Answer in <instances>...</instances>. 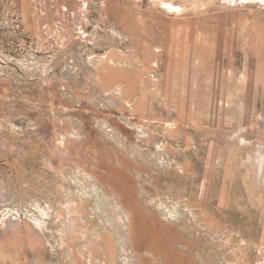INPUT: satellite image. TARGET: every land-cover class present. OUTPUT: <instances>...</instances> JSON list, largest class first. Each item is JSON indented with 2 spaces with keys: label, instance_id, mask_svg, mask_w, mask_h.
<instances>
[{
  "label": "rangeland",
  "instance_id": "1",
  "mask_svg": "<svg viewBox=\"0 0 264 264\" xmlns=\"http://www.w3.org/2000/svg\"><path fill=\"white\" fill-rule=\"evenodd\" d=\"M0 126V264H264V0H0ZM73 130L104 178L64 168Z\"/></svg>",
  "mask_w": 264,
  "mask_h": 264
},
{
  "label": "bare ground",
  "instance_id": "2",
  "mask_svg": "<svg viewBox=\"0 0 264 264\" xmlns=\"http://www.w3.org/2000/svg\"><path fill=\"white\" fill-rule=\"evenodd\" d=\"M106 31V30H105ZM97 32H99V33H102V32H104V31H102L101 30V28H99L98 30H97ZM107 32V31H106ZM111 32V31H110ZM101 35V34H100ZM103 35V34H102ZM105 36V35H104ZM40 61V60H39ZM38 61V62H39ZM56 62V61H55ZM40 64H42V63H40ZM87 66H86V76L88 75V74H91V73H95V76H98L99 78H100V81L101 82H103V83H106L107 81L106 80H111L112 79V77H117L118 78V76H119V73H117L116 71H117V68H116V61H115V59H114V57L113 56H103L102 58L100 57L99 59H94V58H92L91 57V59L89 58V61H87ZM36 65H37V63H36ZM43 65H44V63H43ZM43 65H40V67L41 66H43ZM45 66V65H44ZM34 67H36V66H34ZM47 67V66H46ZM45 67V68H46ZM38 68V67H37ZM42 68V67H41ZM36 69V68H35ZM34 69V70H35ZM40 69V68H39ZM43 69V68H42ZM49 69V66H48V68H47V70ZM37 70L38 69H36V73H37ZM41 70V69H40ZM42 71V70H41ZM44 71H45V69H44ZM127 71V70H126ZM34 72V71H33ZM39 72V71H38ZM131 72V71H130ZM43 73V72H42ZM47 73V72H46ZM126 73H128V72H126ZM125 74V73H124ZM121 75H123V73H121ZM120 77V76H119ZM133 78V77H132ZM132 78H130V79H132ZM91 79V78H90ZM96 79V78H95ZM94 79V80H95ZM114 79V78H113ZM129 79V80H130ZM57 80V79H56ZM117 80H119V79H117ZM47 81V80H46ZM98 81V80H97ZM121 81V80H120ZM122 81H123V79H122ZM126 81V80H125ZM131 81V80H130ZM111 83V82H110ZM120 83V82H119ZM133 84H136V83H134L133 82ZM132 84V85H133ZM124 85V84H123ZM122 85V86H123ZM118 86V85H117ZM6 87V86H5ZM47 88H48V86H47ZM115 88V87H114ZM134 88V87H133ZM136 88V87H135ZM113 89V88H112ZM137 89V88H136ZM132 90H134V89H132ZM99 92H101V91H99ZM129 92H130V90H129ZM102 93V92H101ZM122 93H124L123 92V89L122 88H116V89H114L113 91H112V93H110V94H108V95H110V97H108L107 99H108V101L109 102H111V103H114V104H118L119 106H121L123 109H126V106L123 104V103H119L118 102V97H120V95L122 94ZM125 94V93H124ZM135 94V93H134ZM125 97L127 96V95H124ZM131 96V95H130ZM121 97H123V95L121 96ZM125 97H123V98H125ZM127 97H129V96H127ZM130 98V97H129ZM136 99V98H135ZM120 100H122V99H120ZM134 100V99H133ZM131 100H129V102H130ZM136 102V101H135ZM134 103V102H133ZM135 104V103H134ZM127 105V104H126ZM130 105V104H129ZM132 105V104H131ZM138 106H140V105H138ZM148 106V105H147ZM144 107V103H143V106L141 105L140 106V108H143ZM149 107V106H148ZM152 107V106H151ZM131 108V107H130ZM56 109V108H55ZM84 109V108H83ZM82 109V110H83ZM127 109H129V108H127ZM137 109V108H136ZM136 109H135V111H136ZM150 109V108H149ZM148 109V110H149ZM142 111V110H141ZM150 111V110H149ZM73 111H70V113H72ZM77 112H78V110H77ZM154 112V111H153ZM64 114H66V113H64ZM74 114V113H73ZM68 115V114H67ZM66 115V116H67ZM76 115H77V113H76ZM78 115H79V113H78ZM87 115V114H86ZM54 116V115H53ZM69 116V115H68ZM55 117V116H54ZM141 118V117H140ZM13 118H10V120H12ZM55 119V118H54ZM64 119V118H63ZM133 119H135V118H133ZM9 120V121H10ZM12 121H14V119L12 120ZM65 121V120H64ZM116 121H114L113 123H115ZM65 123V122H64ZM88 123V122H87ZM131 123H138V124H140L139 122H136V121H131ZM52 124H53V122H52ZM60 124H63V123H61L60 122ZM70 124V123H69ZM79 124V123H78ZM90 124V123H89ZM88 125V124H87ZM86 125V126H87ZM91 125V124H90ZM89 125V126H90ZM115 126H117V129H120V130H122V131H124V130H127V128L125 127V126H123L122 124H120L119 122H117V123H115L114 124ZM142 125H143V123H142ZM169 125V124H168ZM64 126H66V125H64ZM71 126V125H70ZM88 126V127H89ZM143 126H145V125H143ZM1 127V126H0ZM63 127V126H62ZM57 128V127H56ZM77 126H76V130H77ZM81 128V127H80ZM80 128H78V129H80ZM60 129V128H59ZM72 129H74V128H72ZM72 131V133H65V134H63V137H62V140H61V150H62V152L60 153L59 151H57V152H59L60 153V155L64 158V160H66V161H68V162H70L69 163V165H67L68 167H64V168H70V169H72V168H75L76 166H75V163H78L82 168H84V170L85 171H87V173H92V174H95L98 178L99 177H103V175L104 174H100V173H98V172H95L94 170V168H93V166H95V165H97V163H95L94 161H96V160H90L89 159V157H88V155L86 154V151H85V149H83V147H82V144L83 143H85L86 142V140L83 138V136L82 135H80V132H78V131ZM89 130V129H88ZM1 131V130H0ZM3 131H5V130H3ZM56 131H57V129H56ZM70 131V130H69ZM84 131V130H83ZM86 131V130H85ZM149 131V130H148ZM147 131V132H148ZM59 132V131H58ZM96 132V131H95ZM91 134V133H90ZM96 135V134H95ZM86 136V135H85ZM93 136V135H92ZM91 136V137H92ZM150 137V136H149ZM89 138V137H88ZM58 139H60V138H58ZM90 139V138H89ZM23 142H26V143H24V144H28V146L30 145V142L28 141H23ZM22 142V143H23ZM9 146H8V143L6 142V141H1L0 140V152L1 153H4L6 150H8L9 148H8ZM60 147V146H59ZM20 148V147H19ZM60 150V151H61ZM20 153H24L23 152V149H22V147H21V151H20ZM260 153V152H259ZM264 154V153H263ZM55 156V155H54ZM262 156V155H261ZM264 156V155H263ZM59 157V156H58ZM57 157V158H58ZM261 158V157H260ZM59 159V158H58ZM61 159V158H60ZM262 159V161L264 160L263 159V157L261 158ZM63 160V161H64ZM58 163H59V161H58ZM61 163H62V161H61ZM65 163V162H64ZM67 163V162H66ZM52 164H53V166H55V162H52ZM77 164V165H78ZM261 164V163H260ZM63 165H65V164H63ZM92 165V166H91ZM262 166H264V165H262ZM98 167V166H97ZM99 167H100V165H99ZM98 167V168H99ZM61 168V167H60ZM261 168V167H260ZM100 169V168H99ZM99 169H97V170H99ZM100 171V170H99ZM106 172V171H105ZM101 175V176H100ZM106 176V175H105ZM104 178V177H103ZM101 180H102V178H100ZM65 181V180H64ZM104 182V181H103ZM105 183V182H104ZM63 184V183H62ZM106 184V183H105ZM63 186V185H62ZM69 186V185H68ZM115 186V185H114ZM111 186H107V188L109 189ZM113 187V186H112ZM61 188V187H60ZM63 188V187H62ZM116 188V187H115ZM114 188V189H115ZM62 190H65L64 188L62 189ZM67 190V189H66ZM114 191H116V193H118L119 195L120 194H122V193H120L119 191H117V190H114ZM5 196V195H4ZM16 196V195H15ZM6 197V196H5ZM72 201H75V199H73ZM68 202V204H69V208H71V210H75V211H77V212H80L81 214H83V215H86V213H87V215H88V212H87V205H85V204H87V201H83V202H78L77 204H72L71 203V200H68L67 201ZM62 213V212H61ZM136 215V214H135ZM134 215V213L133 212H131V211H129L128 209H126L125 208V210L122 212V217L124 216L126 219H127V222L129 223V225H128V230H127V232H128V237H129V239H130V243H131V248H132V246H134V248L136 247V249H138V250H142L143 249V244L142 243H140L138 240H136L137 238L135 237V233H136V229H134V228H136V216ZM15 221V220H14ZM70 222H71V225H72V228H74V226L78 223V221L76 220V218L74 217V218H72V219H70ZM16 226L18 227V225L16 224V223H14L13 222V220L12 219H10V217L9 216H6L1 222H0V255L2 254V252H4L5 251V247L7 246L8 247V245L10 246V245H13V242H14V240L15 239H19V237H17L18 235H20L21 236V234L22 233H19V230L18 229H16ZM55 226V225H54ZM33 229V228H32ZM123 233V232H122ZM23 235V234H22ZM29 239V238H28ZM24 240V239H23ZM108 239H107V236L105 235V234H102L101 235V238L100 239H97V240H95V239H93V238H90V240H89V243H87V246L89 247V249L92 251V252H94V251H99L100 253H108V255H109V258L107 259L110 263H112L114 260H115V255H114V253L112 252V246H113V243H111V242H108V244H107V241ZM27 241V240H26ZM32 241V240H31ZM126 241V240H125ZM24 242V241H23ZM128 244V243H127ZM15 245V244H14ZM21 245V244H20ZM31 245V244H30ZM33 245V244H32ZM16 246V245H15ZM133 248V249H134ZM12 250V249H11ZM16 250V249H15ZM18 250V249H17ZM137 250V251H138ZM14 251V250H13ZM16 252V251H15ZM129 252V251H128ZM135 252V251H134ZM18 253V252H17ZM16 253V254H17ZM12 254V253H11ZM5 255V254H4ZM133 255H134V253H133ZM133 255H131V256H129L128 258H129V260L131 261L132 260V257H133ZM3 256V255H2ZM13 257V256H12ZM2 259H4V258H2ZM9 260V259H8ZM13 260V259H12ZM19 261V260H18ZM10 262V261H9ZM129 262V261H128ZM2 263H4V262H2ZM15 263V262H14ZM134 263H136L135 262V260H132V264H134ZM13 264V263H12ZM76 264H82V262L80 261V259L79 258H76Z\"/></svg>",
  "mask_w": 264,
  "mask_h": 264
}]
</instances>
